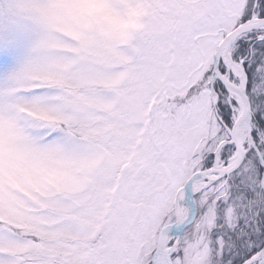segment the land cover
Returning a JSON list of instances; mask_svg holds the SVG:
<instances>
[{"label":"snow or ice","instance_id":"6c2138e0","mask_svg":"<svg viewBox=\"0 0 264 264\" xmlns=\"http://www.w3.org/2000/svg\"><path fill=\"white\" fill-rule=\"evenodd\" d=\"M0 264H264V0H0Z\"/></svg>","mask_w":264,"mask_h":264}]
</instances>
